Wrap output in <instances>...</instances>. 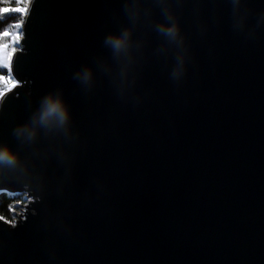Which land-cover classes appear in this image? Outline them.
<instances>
[{
	"label": "water",
	"instance_id": "1",
	"mask_svg": "<svg viewBox=\"0 0 264 264\" xmlns=\"http://www.w3.org/2000/svg\"><path fill=\"white\" fill-rule=\"evenodd\" d=\"M19 32L0 192L29 201L0 264H264V0H29Z\"/></svg>",
	"mask_w": 264,
	"mask_h": 264
},
{
	"label": "clouds",
	"instance_id": "2",
	"mask_svg": "<svg viewBox=\"0 0 264 264\" xmlns=\"http://www.w3.org/2000/svg\"><path fill=\"white\" fill-rule=\"evenodd\" d=\"M167 0H160L161 4L166 3ZM126 14L129 19H133V14L126 6ZM160 15L163 17V22L156 25V31L168 39L169 41H177L179 37V28L175 23V17L171 13L170 8L161 7ZM131 31L125 30L119 36H109L106 38L105 43L111 47L114 55L127 54L130 44ZM90 77V73H85L83 76L84 81H87ZM69 120L67 110L63 106L60 100H54L52 97H46L41 106L38 123L45 127L51 128L57 126L60 128L66 127ZM27 133L29 140L33 139L36 135L35 131L30 130L28 127L17 129L18 135ZM19 166V159L16 154L12 153L7 148L0 149V175H2L3 169H15Z\"/></svg>",
	"mask_w": 264,
	"mask_h": 264
},
{
	"label": "trees",
	"instance_id": "3",
	"mask_svg": "<svg viewBox=\"0 0 264 264\" xmlns=\"http://www.w3.org/2000/svg\"><path fill=\"white\" fill-rule=\"evenodd\" d=\"M29 0H0V34L11 32L19 27L21 22V12H16L15 8H24ZM11 8L13 11L5 12L4 9ZM2 35H0L1 40ZM0 73L7 76V71L0 69ZM24 204L23 194H9L0 192V218L11 221L12 212Z\"/></svg>",
	"mask_w": 264,
	"mask_h": 264
},
{
	"label": "rangeland",
	"instance_id": "4",
	"mask_svg": "<svg viewBox=\"0 0 264 264\" xmlns=\"http://www.w3.org/2000/svg\"><path fill=\"white\" fill-rule=\"evenodd\" d=\"M28 2L29 1L26 2L25 7L23 8L24 11L20 14L22 19H23V16L25 14V9L27 7ZM22 19H21V21H22ZM19 31H20V24L16 30L11 31L10 33H13L14 35L18 34L19 39H20L21 33ZM18 43H19V40L12 42L11 37H3L0 40V45H4V44L8 45V48L5 51L0 52V69H4L7 71V76L0 73V95L13 86L14 81L9 74V63H10V61H9L8 57L11 54V58H12V56L14 54L12 52L13 48H15V51L18 50V48H17ZM9 80L11 82H8ZM28 201H29L28 198L24 199V204L19 205V208L12 212L11 221H5V220H3V221L10 223V224H13L14 222H16L19 218H21V215L24 213V206L23 205H26Z\"/></svg>",
	"mask_w": 264,
	"mask_h": 264
},
{
	"label": "snow or ice",
	"instance_id": "5",
	"mask_svg": "<svg viewBox=\"0 0 264 264\" xmlns=\"http://www.w3.org/2000/svg\"><path fill=\"white\" fill-rule=\"evenodd\" d=\"M14 10H15L16 12H21V13L24 11L23 8H15ZM4 11H5V12L13 11V9H11V8H6V9H4ZM0 35H2L3 37H11V38H12V42H13V41H18V40H19V35H18V34L14 35L13 33H10V32H4V33H2V34H0ZM7 48H8V45H7V44L0 45V52L5 51ZM12 52H13V53L15 52V48L12 49ZM8 58H9V61H10V60H11V54L9 55ZM9 66H10V65H9ZM4 79H5V78H4ZM8 82H11V81L9 80Z\"/></svg>",
	"mask_w": 264,
	"mask_h": 264
}]
</instances>
